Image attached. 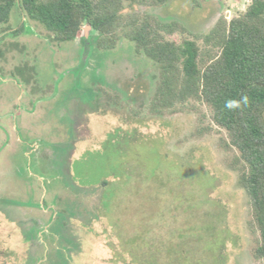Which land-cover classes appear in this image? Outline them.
Masks as SVG:
<instances>
[{
    "label": "rangeland",
    "instance_id": "obj_1",
    "mask_svg": "<svg viewBox=\"0 0 264 264\" xmlns=\"http://www.w3.org/2000/svg\"><path fill=\"white\" fill-rule=\"evenodd\" d=\"M251 2L126 3L124 14L176 24L167 39L204 48ZM119 34L105 49L86 24L59 42L19 7L0 25V199L40 223L33 243L0 211V264L56 262L62 245L69 264H172L174 246L186 264H263L226 130L202 102L153 114L159 69Z\"/></svg>",
    "mask_w": 264,
    "mask_h": 264
},
{
    "label": "trees",
    "instance_id": "obj_2",
    "mask_svg": "<svg viewBox=\"0 0 264 264\" xmlns=\"http://www.w3.org/2000/svg\"><path fill=\"white\" fill-rule=\"evenodd\" d=\"M167 1L0 0V25L8 23L14 9L19 7L59 42L76 40L88 24L99 34L97 45L111 49L122 32L137 53L159 69V83L150 108L153 114L174 113L190 102L209 106L216 125L229 136V147L234 153L231 168L238 173L239 185L249 199L252 224L260 236L255 257L264 264V0H252L247 11L231 21L220 19L203 37L204 48L195 40L177 43L167 39L166 35L176 33V24H164L143 13L125 17L126 3L158 6ZM84 44L87 45L85 40ZM241 95L249 97L248 106L236 111L224 108L226 99ZM102 184L107 189L112 187L107 180ZM0 203L5 205H0L5 218L22 225L27 240L38 242L34 241L32 232L39 231L40 223L22 219L26 224L23 225L12 216V212L22 213L18 210L20 204L7 199H0ZM29 223L33 224L28 228ZM56 250V262L44 257L41 264L48 260L51 262L48 264H69V257L65 255L68 248L62 245ZM154 250L159 253L163 249L155 246ZM166 250L175 255L172 264H186L184 257L179 261L175 246ZM150 261L159 264L158 256Z\"/></svg>",
    "mask_w": 264,
    "mask_h": 264
},
{
    "label": "clouds",
    "instance_id": "obj_3",
    "mask_svg": "<svg viewBox=\"0 0 264 264\" xmlns=\"http://www.w3.org/2000/svg\"><path fill=\"white\" fill-rule=\"evenodd\" d=\"M249 104V97L241 95L239 98H228L224 101V108L228 111L240 110Z\"/></svg>",
    "mask_w": 264,
    "mask_h": 264
},
{
    "label": "water",
    "instance_id": "obj_4",
    "mask_svg": "<svg viewBox=\"0 0 264 264\" xmlns=\"http://www.w3.org/2000/svg\"><path fill=\"white\" fill-rule=\"evenodd\" d=\"M91 28V26H89Z\"/></svg>",
    "mask_w": 264,
    "mask_h": 264
}]
</instances>
